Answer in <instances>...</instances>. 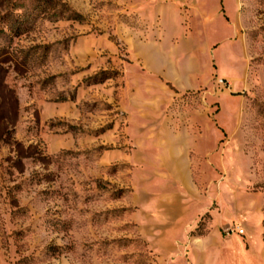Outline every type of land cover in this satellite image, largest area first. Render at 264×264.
Listing matches in <instances>:
<instances>
[{
    "label": "rangeland",
    "instance_id": "rangeland-1",
    "mask_svg": "<svg viewBox=\"0 0 264 264\" xmlns=\"http://www.w3.org/2000/svg\"><path fill=\"white\" fill-rule=\"evenodd\" d=\"M0 264H264V0H0Z\"/></svg>",
    "mask_w": 264,
    "mask_h": 264
}]
</instances>
